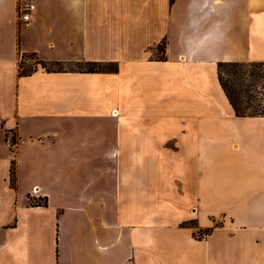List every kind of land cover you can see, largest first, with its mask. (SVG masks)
<instances>
[{
  "label": "crops",
  "instance_id": "crops-1",
  "mask_svg": "<svg viewBox=\"0 0 264 264\" xmlns=\"http://www.w3.org/2000/svg\"><path fill=\"white\" fill-rule=\"evenodd\" d=\"M220 61H264V0H0V264H264V114Z\"/></svg>",
  "mask_w": 264,
  "mask_h": 264
},
{
  "label": "trees",
  "instance_id": "trees-1",
  "mask_svg": "<svg viewBox=\"0 0 264 264\" xmlns=\"http://www.w3.org/2000/svg\"><path fill=\"white\" fill-rule=\"evenodd\" d=\"M86 63L90 66L85 67L87 70L100 67V64L96 62ZM223 71L232 75L231 84L224 80ZM217 72L222 89L236 115L264 114V61H220L217 63ZM243 81H247L246 87L236 86ZM255 87L262 89L260 97H256ZM10 181H14L13 167L10 171Z\"/></svg>",
  "mask_w": 264,
  "mask_h": 264
},
{
  "label": "rangeland",
  "instance_id": "rangeland-1",
  "mask_svg": "<svg viewBox=\"0 0 264 264\" xmlns=\"http://www.w3.org/2000/svg\"><path fill=\"white\" fill-rule=\"evenodd\" d=\"M39 65H43V64L40 62L38 57H36L35 55H32V54H29V53L23 54L22 58L20 59V70L21 71H28V70L32 69L33 67L39 66ZM44 65L46 67H55V68H57V67H76V64H74V62L60 63V64L49 63V64H44ZM77 65L79 67H90L87 63H84V62L77 63ZM103 66L111 67L110 65H103ZM223 78L228 84H231L232 79H233L232 75H228L225 71H223ZM246 84H247V81H243L240 83V85H236V86L244 88V87H246ZM255 90H256V92H255L256 97H260L261 96L260 91L262 89L259 87H255ZM197 233H198V231H197Z\"/></svg>",
  "mask_w": 264,
  "mask_h": 264
},
{
  "label": "built area",
  "instance_id": "built-area-1",
  "mask_svg": "<svg viewBox=\"0 0 264 264\" xmlns=\"http://www.w3.org/2000/svg\"><path fill=\"white\" fill-rule=\"evenodd\" d=\"M34 5L32 3L25 4L18 9V19L23 22L25 26L30 24L31 19V10L33 9ZM4 142L7 147H13L15 145V140L11 132H6L4 135ZM36 194L34 197L38 196V189L35 187L32 189L31 193L28 195V200L31 201L33 195ZM33 201V200H32ZM35 202V201H33Z\"/></svg>",
  "mask_w": 264,
  "mask_h": 264
}]
</instances>
